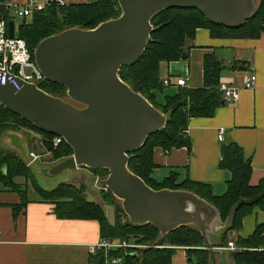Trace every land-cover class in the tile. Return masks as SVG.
Instances as JSON below:
<instances>
[{"label": "trees", "instance_id": "obj_1", "mask_svg": "<svg viewBox=\"0 0 264 264\" xmlns=\"http://www.w3.org/2000/svg\"><path fill=\"white\" fill-rule=\"evenodd\" d=\"M256 12L238 27L230 28L211 22L197 8H170L158 12L152 17L154 30L141 58L133 65H123L119 75L135 91L145 96L161 112L168 115L163 129L152 133L136 151L129 153V169L139 175L154 189L170 188L189 190L205 199L217 208L220 218L226 222V230L219 243L223 247L230 241L229 235L240 230L243 219L255 209L264 208V174L255 182L254 168L250 159L245 158L243 148L234 140L221 145L219 167L231 174L227 180V189L223 194H215L212 184L195 181L189 177L179 181V173L172 171L161 181L153 177L158 166L154 160V150L161 147L166 152L173 148L191 149L188 134L192 117H212L223 104L221 90V72L223 61L213 54L204 58V85L200 88L179 86L173 94L158 96L165 90L160 78L159 66L162 61L171 62L188 57L189 44L195 38L197 28L206 27L214 37L257 38L264 32V0H257ZM122 10L118 0H91L85 3L47 4L36 12L29 22L18 25V35L24 38L34 58V50L39 42L60 31L80 27L93 29L100 23L120 16ZM11 18L7 0H0V19ZM40 87L46 92L65 97L66 87L44 79ZM19 126H28L44 136V144L51 150L54 160L69 157L73 148L63 140L54 147V134L37 128L33 123L13 113L0 103V137L6 130H19ZM93 173L107 177L108 169H90ZM22 176L29 181L40 195L56 204V214L61 218L96 219L100 223L101 238L127 240L129 243L144 245L110 251V255L123 256L120 264H171L177 246L187 248L189 263L212 264L210 251L205 248L201 231L193 225H181L160 238V231L151 223L134 224L122 218L127 216L120 208V199L110 190L104 194V203L113 205L116 221L112 223L105 206L84 196L82 188L71 183H60L53 189L43 188L37 181L30 166L12 150L0 148V182L19 189L15 178ZM237 246L246 249L232 251L229 254L234 264H264V223L258 224L255 231L246 238L238 237ZM104 252L91 256L92 264H103Z\"/></svg>", "mask_w": 264, "mask_h": 264}, {"label": "water", "instance_id": "obj_2", "mask_svg": "<svg viewBox=\"0 0 264 264\" xmlns=\"http://www.w3.org/2000/svg\"><path fill=\"white\" fill-rule=\"evenodd\" d=\"M118 2L120 16L93 29H64L42 39L36 46L34 59L38 68L46 80L66 87L67 98L52 95L35 83L23 82L20 90L0 84L1 104L37 128L61 136L73 148V154L52 163L37 164L38 159L31 155L27 141L19 144L20 152L14 151L35 176L55 179L81 166L89 170L108 169L105 178L92 174L94 183L106 187L121 200L130 222L151 223L160 231V238L181 225H193L202 233L211 263L218 264L225 251L217 248L210 238L214 226L220 223L217 208L189 190L154 189L129 169V153L138 150L152 133L163 129L168 115L123 81L119 70L141 58L155 29L152 17L164 9L197 8L211 22L235 28L256 12L258 2ZM48 4L58 5L61 1L48 0ZM9 28L13 36V20ZM11 132L18 135L19 131H7L3 136ZM33 149L37 147L34 145Z\"/></svg>", "mask_w": 264, "mask_h": 264}, {"label": "crops", "instance_id": "obj_3", "mask_svg": "<svg viewBox=\"0 0 264 264\" xmlns=\"http://www.w3.org/2000/svg\"><path fill=\"white\" fill-rule=\"evenodd\" d=\"M25 1L7 0L10 14L13 13V5L21 6ZM89 1L63 0V3ZM189 44L191 47L187 58L160 63V78L163 81L169 79L170 84L165 86L158 99L163 101L165 95L177 91L179 86L176 80L179 77L187 78L185 87H202L204 58L213 53L223 61L221 84L238 88L239 98L235 101L224 98L223 104L212 117L190 119V150L181 147L166 152L161 147L155 148L154 160L158 166L153 177L161 181L155 176L163 175L164 179L176 171L179 181L189 177L210 183L215 194H223L231 176L228 170L219 167L221 145L227 140H234L243 148L245 158L250 159L254 168L255 182L264 174V32L257 38L214 37L208 28L199 27ZM251 73L257 76L252 89L245 87V80ZM221 129L225 131L224 140L219 139ZM36 150L30 149L33 157ZM15 183L20 185V190L0 182V264H92L88 248L89 244L101 238L99 221L61 218L56 214V204L45 200L26 178L19 176L15 178ZM100 203L105 206V210L110 209L113 221L110 214L106 213L114 223L115 207L104 201ZM261 223H264V208H257L243 219L240 230L230 233V241L248 237ZM226 226L221 218L220 223L214 226L213 236H210L214 245L220 242V234H224ZM224 251L225 255L218 264H234L229 257L232 251ZM171 264H191L186 247H176Z\"/></svg>", "mask_w": 264, "mask_h": 264}, {"label": "built area", "instance_id": "obj_4", "mask_svg": "<svg viewBox=\"0 0 264 264\" xmlns=\"http://www.w3.org/2000/svg\"><path fill=\"white\" fill-rule=\"evenodd\" d=\"M61 4L63 0H60ZM48 0L40 2L39 0H26L23 5H13V13L11 18L2 17L0 19V84H9L15 89L20 90L23 82L35 83L39 88L41 82L45 79L38 68L35 59L32 57L31 50L24 38L18 35V25L22 21H31L36 12L45 8ZM9 6V5H8ZM13 20L15 29L13 36L10 35L9 22ZM257 76L254 73L249 74L245 80L246 88H254ZM170 84L169 79L164 80V85ZM178 86H187V78L179 77L176 80ZM223 91L225 100L235 101L239 98V89L222 83L220 86ZM42 89V88H41ZM225 131L219 132V139L224 140ZM64 139L55 135L53 138L54 147L58 146ZM108 190L106 187H103ZM0 241H2L0 237ZM144 245L129 243L127 240H118L111 238H100L99 240L89 244V252L91 256H95L101 251L104 252L103 264H120L123 256L110 255V251L116 249H127L128 247H143ZM225 250H242L244 247L237 246L235 242L229 241L226 246L217 247ZM191 264H196L192 262Z\"/></svg>", "mask_w": 264, "mask_h": 264}, {"label": "rangeland", "instance_id": "obj_5", "mask_svg": "<svg viewBox=\"0 0 264 264\" xmlns=\"http://www.w3.org/2000/svg\"><path fill=\"white\" fill-rule=\"evenodd\" d=\"M44 1V0H42ZM168 88H166L167 90ZM66 96L64 98L68 97L67 94V90L65 92ZM165 94V93H164ZM162 94V96L164 95ZM7 131H11V130H6L1 134L0 137V148L5 149V150H12V151H17L20 152V150H22V148H20L19 144H21L23 141H27L28 145L30 143L31 147L29 149H32L33 146L35 145L37 147V150L34 153L35 158H37L38 160L36 161L37 164H43V162H50L52 160H54V156L53 153L51 152L50 149H48V147L45 146L44 144V136L38 132L35 129L29 128L28 126H19V132H17L16 135L13 132H11L8 136H3V134ZM13 133V134H12ZM14 143V144H12ZM19 146V147H18ZM30 151V150H29ZM93 175H97L93 172H91L88 168L85 167H79L77 170H67L65 172H63L62 174L58 175L57 178H49L46 175H37L36 179L38 181V183L46 188L47 190L52 189L54 187H56L57 185H59L60 183H71V185H74L76 187H81L82 185L84 186V188H82L83 190V194L84 196H87L88 199L90 200H95L98 202H102L103 201V191L107 193L108 190H105L101 185L99 184H95L94 180H93ZM97 177L99 178H105L102 177L101 175H97ZM156 178L162 180L163 175H158L155 176ZM57 181V182H55ZM120 202V208L122 209V203L121 200ZM109 208H108V214H110V219L113 221V214L110 211L109 212ZM129 220L128 216H124L122 215V218H125Z\"/></svg>", "mask_w": 264, "mask_h": 264}]
</instances>
